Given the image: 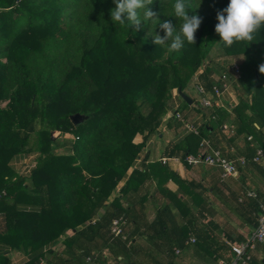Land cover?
<instances>
[{"label":"trees","instance_id":"obj_1","mask_svg":"<svg viewBox=\"0 0 264 264\" xmlns=\"http://www.w3.org/2000/svg\"><path fill=\"white\" fill-rule=\"evenodd\" d=\"M191 2L189 15L202 18L195 44L168 52L153 42L164 35L159 23L114 24L113 0H0V242L30 253L26 264L126 259L130 240L111 226L130 218L124 202L139 172L129 171L142 149L135 138L158 128L174 91H184L200 67L210 73L228 62L231 69L238 59L241 84L263 111L264 26L252 42L228 47L215 25L229 0ZM173 3L149 7L178 32ZM75 115L83 118L78 125ZM56 132L73 136L63 141L65 153ZM30 156L27 174L15 163ZM151 225L165 236L161 219Z\"/></svg>","mask_w":264,"mask_h":264},{"label":"crops","instance_id":"obj_2","mask_svg":"<svg viewBox=\"0 0 264 264\" xmlns=\"http://www.w3.org/2000/svg\"><path fill=\"white\" fill-rule=\"evenodd\" d=\"M232 62L241 68L238 59ZM227 63L210 73L200 67L183 91L192 102L174 91L158 128L136 136L142 149L129 173L137 170L139 177L124 202L130 218L125 219V237L121 234L130 240L129 253L126 259L120 255L118 264H221L232 257L234 262L231 246L246 242L257 229L264 206V156L256 160L264 151V109L254 105V96L241 84L240 68L237 73ZM65 146L60 142L59 150ZM191 156L202 161L191 164ZM208 156L234 163L236 174L226 176L221 164L203 160ZM156 219L166 224L165 236L161 226L151 225ZM248 253V264H264V244ZM105 254L112 263V253ZM31 258L0 242V264L5 259L6 264H26Z\"/></svg>","mask_w":264,"mask_h":264},{"label":"clouds","instance_id":"obj_3","mask_svg":"<svg viewBox=\"0 0 264 264\" xmlns=\"http://www.w3.org/2000/svg\"><path fill=\"white\" fill-rule=\"evenodd\" d=\"M115 8L111 10V20L114 24H127L135 26L139 30L141 23L149 22L158 24L164 32L161 36H154V44L166 45L168 52H179L185 40L189 44H195V33L202 23L198 15H189L192 9L191 0H174L172 4L173 15L180 23L179 31H176L171 21L159 22L157 13L149 6L153 0H113ZM217 24L215 32L225 46H232L235 42H252L254 34L264 26V0H229L227 7L218 10L216 14ZM170 41V44L168 43ZM259 72L264 74V64L259 66Z\"/></svg>","mask_w":264,"mask_h":264},{"label":"built area","instance_id":"obj_4","mask_svg":"<svg viewBox=\"0 0 264 264\" xmlns=\"http://www.w3.org/2000/svg\"><path fill=\"white\" fill-rule=\"evenodd\" d=\"M233 69L235 70V72L239 73L238 65H234ZM198 91L200 93L204 92V89L201 85L198 86ZM219 92L220 91H218V93ZM203 103L205 105H210L209 101H207V100H204ZM176 117L178 119H180L181 115L179 113H177ZM263 156H264V151L262 149H260L258 151V156H257L256 160H259ZM33 159H35L34 156H30L29 158L23 159L22 161L26 160L28 162V164L26 167L22 166L21 171L29 174L30 171L35 167V161L32 162ZM203 160L209 164H216V163L221 164V166H223V168L225 170L226 176L227 175H234L237 172V168H236L234 163L228 162L227 160H224V159H220L219 157L208 156L206 158H203ZM167 161L168 160L165 158L162 160V162L164 164L167 163ZM188 161L191 164H197V163L201 162L202 160L194 158L193 156H191ZM32 163L34 164V166L32 165ZM241 163L244 164L245 160L241 159ZM252 195H255V194H252ZM124 225H125L124 220H122V219L121 220H118V219L114 220V222H113V233L116 236L121 235L123 232ZM190 241L195 242V239L192 238ZM257 243L264 244V206L262 208V214L259 218L257 229L252 234V236L246 242H244L242 244L231 246V250L235 254L234 262L227 263L225 261H222L221 264H248L249 260L251 259V256L248 252H249V250L254 249ZM40 264H47V262H46V260L42 259Z\"/></svg>","mask_w":264,"mask_h":264},{"label":"rangeland","instance_id":"obj_5","mask_svg":"<svg viewBox=\"0 0 264 264\" xmlns=\"http://www.w3.org/2000/svg\"><path fill=\"white\" fill-rule=\"evenodd\" d=\"M54 136H57L56 138H57V140L60 141V142H63L65 139H67L68 136H69L70 138L73 137L71 134H64V135L61 136V134H59L58 132H56V133L54 134ZM58 152H59V153H65L66 151H64V150H62V151H61V150H58ZM27 164H28V162L25 160V161L18 162V163H16L15 165H16V167H19V170L21 171L22 166L26 167ZM32 165L34 166L33 163H32ZM20 171H19V172H20ZM22 172H23V171H22Z\"/></svg>","mask_w":264,"mask_h":264},{"label":"water","instance_id":"obj_6","mask_svg":"<svg viewBox=\"0 0 264 264\" xmlns=\"http://www.w3.org/2000/svg\"><path fill=\"white\" fill-rule=\"evenodd\" d=\"M179 94L180 96L185 99L187 102H192L189 98V96H187L181 89H179ZM74 124L78 125L80 124L82 121H83V118L79 115H75L73 118H72Z\"/></svg>","mask_w":264,"mask_h":264}]
</instances>
